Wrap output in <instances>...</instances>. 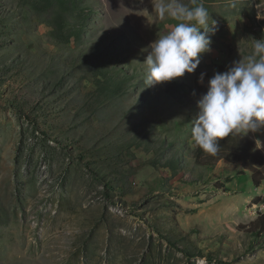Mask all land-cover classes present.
I'll return each instance as SVG.
<instances>
[{
	"label": "rangeland",
	"instance_id": "1",
	"mask_svg": "<svg viewBox=\"0 0 264 264\" xmlns=\"http://www.w3.org/2000/svg\"><path fill=\"white\" fill-rule=\"evenodd\" d=\"M159 2L0 0V264H264V181L200 165L191 137L207 81L264 38V0H197L211 50L146 86L176 23Z\"/></svg>",
	"mask_w": 264,
	"mask_h": 264
},
{
	"label": "clouds",
	"instance_id": "2",
	"mask_svg": "<svg viewBox=\"0 0 264 264\" xmlns=\"http://www.w3.org/2000/svg\"><path fill=\"white\" fill-rule=\"evenodd\" d=\"M155 10L160 20L168 17L176 23L150 44L144 60L146 86L194 73L201 63L200 54L211 50L209 33L214 31L207 8L197 0H191V5L183 0H160ZM251 48L250 54L233 61L226 71L215 72L197 102L199 112L191 137L207 154L216 155L219 140L230 134L264 129V38L254 39ZM204 77L201 72L198 83L203 84Z\"/></svg>",
	"mask_w": 264,
	"mask_h": 264
},
{
	"label": "trees",
	"instance_id": "3",
	"mask_svg": "<svg viewBox=\"0 0 264 264\" xmlns=\"http://www.w3.org/2000/svg\"><path fill=\"white\" fill-rule=\"evenodd\" d=\"M179 97L180 95L175 96V98ZM219 144V150L214 156L195 146L193 151L194 160L200 165H212L218 160L239 164L243 173L250 172V178L254 186L259 187L264 181V155L258 150L256 142L247 135L230 134L228 137L219 140ZM202 159H204L203 162ZM250 224L254 235L264 234V214H258Z\"/></svg>",
	"mask_w": 264,
	"mask_h": 264
},
{
	"label": "built area",
	"instance_id": "4",
	"mask_svg": "<svg viewBox=\"0 0 264 264\" xmlns=\"http://www.w3.org/2000/svg\"><path fill=\"white\" fill-rule=\"evenodd\" d=\"M258 209H264V207H260V208H258Z\"/></svg>",
	"mask_w": 264,
	"mask_h": 264
},
{
	"label": "bare ground",
	"instance_id": "5",
	"mask_svg": "<svg viewBox=\"0 0 264 264\" xmlns=\"http://www.w3.org/2000/svg\"><path fill=\"white\" fill-rule=\"evenodd\" d=\"M263 205V204H262ZM258 209V208H257ZM264 210V209H263ZM259 213V212H258Z\"/></svg>",
	"mask_w": 264,
	"mask_h": 264
}]
</instances>
